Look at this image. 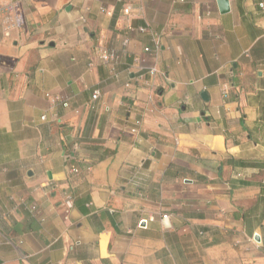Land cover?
<instances>
[{"label":"crops","instance_id":"crops-1","mask_svg":"<svg viewBox=\"0 0 264 264\" xmlns=\"http://www.w3.org/2000/svg\"><path fill=\"white\" fill-rule=\"evenodd\" d=\"M7 1L0 264H264V0Z\"/></svg>","mask_w":264,"mask_h":264},{"label":"built area","instance_id":"built-area-1","mask_svg":"<svg viewBox=\"0 0 264 264\" xmlns=\"http://www.w3.org/2000/svg\"><path fill=\"white\" fill-rule=\"evenodd\" d=\"M262 6H263V4H262ZM125 12H126V14H128L129 8H127ZM0 18H1L2 34L5 37H9L11 35V33L17 28V19H16V15H15V5L12 1H7L5 3L0 4ZM80 21L82 23H85L87 21L86 14H82L80 16ZM141 30L145 31V29H141ZM127 43H128V40H125L124 44L127 45ZM145 51L149 52L150 49L145 48ZM100 57H101L102 62L108 66H114L120 60V56L116 52L109 50L107 48H102L100 50ZM156 72H157L156 68H152L150 70V73L152 75H154ZM100 95H101V93L99 90L94 91L93 96H92L93 100L97 101L99 99ZM66 100H67L66 97L54 96V97H52L51 102H52V104H58V103H65ZM42 119L45 120L46 116H43ZM167 218H168V215L162 216L163 220H165ZM255 241H256V239H255Z\"/></svg>","mask_w":264,"mask_h":264},{"label":"water","instance_id":"water-1","mask_svg":"<svg viewBox=\"0 0 264 264\" xmlns=\"http://www.w3.org/2000/svg\"><path fill=\"white\" fill-rule=\"evenodd\" d=\"M217 3H218L221 13L225 14L229 12L230 10L229 0H218ZM256 239L258 240V237H256Z\"/></svg>","mask_w":264,"mask_h":264}]
</instances>
